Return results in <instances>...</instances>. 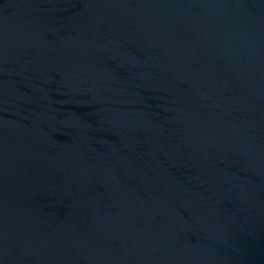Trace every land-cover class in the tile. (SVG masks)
I'll list each match as a JSON object with an SVG mask.
<instances>
[{"label":"water","instance_id":"95a60500","mask_svg":"<svg viewBox=\"0 0 264 264\" xmlns=\"http://www.w3.org/2000/svg\"><path fill=\"white\" fill-rule=\"evenodd\" d=\"M0 264H264V0H0Z\"/></svg>","mask_w":264,"mask_h":264}]
</instances>
